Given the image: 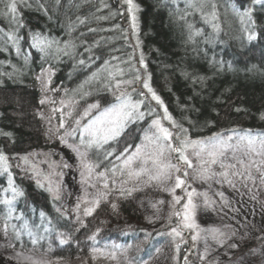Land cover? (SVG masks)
Here are the masks:
<instances>
[{
  "label": "trees",
  "instance_id": "trees-1",
  "mask_svg": "<svg viewBox=\"0 0 264 264\" xmlns=\"http://www.w3.org/2000/svg\"><path fill=\"white\" fill-rule=\"evenodd\" d=\"M133 2L134 31L125 0H0V157L5 158L0 159V225L10 250L63 258L80 256L90 244L84 241L89 229L71 226L47 186L10 167V160L29 152L52 155L53 144L33 113L42 70L51 72V85L65 98L103 108L130 107L112 92L131 84L125 95L135 107L114 135L96 138L88 147L95 166L109 175L121 165L120 154L137 147L153 118L174 144L226 134L232 135L224 139L230 145L237 137L264 143V0H205L211 6L202 0ZM208 10L210 20L204 16ZM144 75L151 95L141 86ZM126 195L112 208L111 215L118 216L101 227L104 241L115 236L121 245L140 232L133 228ZM187 202L181 198L179 210ZM177 229V264H195L190 231ZM58 232L67 236L61 247L52 242ZM166 238L154 235L151 248Z\"/></svg>",
  "mask_w": 264,
  "mask_h": 264
},
{
  "label": "rangeland",
  "instance_id": "rangeland-1",
  "mask_svg": "<svg viewBox=\"0 0 264 264\" xmlns=\"http://www.w3.org/2000/svg\"><path fill=\"white\" fill-rule=\"evenodd\" d=\"M202 3L213 5L205 0ZM136 13L137 6L129 15L133 31ZM204 16L212 19L209 10ZM50 78L48 69L37 75L40 97L33 113L46 141L53 144L52 155L29 152L10 160V167L20 177L47 186L71 226L75 230L89 229L84 241L91 245L80 256L63 258L47 251L10 250V241L0 225V264H177L174 246L178 241L174 237L178 235L173 229L177 232L178 225L189 230L192 239L195 237V264H264V241H258L264 237L263 142L240 141L237 137L230 145L224 139L231 140L232 135L226 134L218 140L174 144L161 132L165 129L162 122L153 118L142 131L137 147L121 153V165L109 175L95 166L88 147L96 138L105 140V134L114 135L124 116L135 107L125 95L131 84H122L112 92L130 107L120 103L103 108L98 102L78 103L65 98L51 85ZM145 84L146 76L141 86L151 95ZM154 121H159V126ZM111 128L116 132L107 131ZM175 148L184 150L192 167L179 159ZM157 175L159 179H151ZM176 177L184 181L180 188L175 187ZM188 193L191 206L179 210L176 198L186 197L188 201ZM125 194L136 220L133 228L140 232L129 243L120 245L115 236L104 241L102 226L118 216L111 215L112 208ZM88 209H92L90 214ZM186 213L190 217L187 222L194 227H185ZM154 235L168 239L151 248ZM52 240L61 247L67 236L58 232ZM143 252L147 253L144 258L135 259Z\"/></svg>",
  "mask_w": 264,
  "mask_h": 264
},
{
  "label": "snow or ice",
  "instance_id": "snow-or-ice-1",
  "mask_svg": "<svg viewBox=\"0 0 264 264\" xmlns=\"http://www.w3.org/2000/svg\"><path fill=\"white\" fill-rule=\"evenodd\" d=\"M125 2L129 5V12L131 13L133 11V9L136 7L134 4H133V0H125ZM10 8H11V11L12 12H15L16 11V4L15 2L11 3L10 5ZM133 20H135V16H133ZM135 26V25H133ZM253 37H249V39H252ZM145 87H148L147 84H145ZM149 91H151V89L149 88ZM153 98L158 100L159 101V97L155 96V93H153ZM43 102V101H42ZM169 120L171 119L170 116L167 117ZM154 123L159 126V121H154ZM161 132L164 134L165 137H169L171 134L167 131V129H163L161 128L160 129ZM108 132H112V133H115L116 132V128H111V129H108L107 130ZM105 139L108 138L107 134H105L104 136ZM193 143H200L199 141H193ZM186 147V146H185ZM173 151L175 152H178L180 153V156H179V159L180 160H183L187 165L188 167H192V164H191V161L188 160L187 156L184 155V150L182 148H175L173 149ZM0 159H5L4 157H0ZM169 167H174L176 169L177 172L180 171V169L178 167H176L175 165H169ZM185 175H187V173H185ZM159 175L157 176H153L151 177V179H159ZM184 184V181L182 179H180L179 177H176V184H175V187L176 188H180L182 185ZM174 191V189H173ZM188 196H189V200H188V204L185 205V209H188L189 206H191L192 204V201H191V193H188ZM58 198V197H57ZM179 197L176 198V202L178 203L179 202ZM89 214L91 213L92 209H88L86 210ZM190 219L189 215L186 213L185 214V217H184V220H185V227H188V228H191V227H194L195 225L193 223H188L187 221ZM173 232L176 233V235H179L178 232H176L175 229H173ZM193 239H195V237H193Z\"/></svg>",
  "mask_w": 264,
  "mask_h": 264
}]
</instances>
